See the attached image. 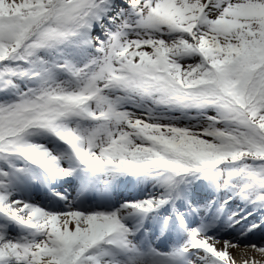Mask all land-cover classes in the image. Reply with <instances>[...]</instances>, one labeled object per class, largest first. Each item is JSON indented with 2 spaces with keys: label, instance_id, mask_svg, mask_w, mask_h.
<instances>
[{
  "label": "snow or ice",
  "instance_id": "obj_1",
  "mask_svg": "<svg viewBox=\"0 0 264 264\" xmlns=\"http://www.w3.org/2000/svg\"><path fill=\"white\" fill-rule=\"evenodd\" d=\"M254 236L264 0H0V264H235Z\"/></svg>",
  "mask_w": 264,
  "mask_h": 264
},
{
  "label": "bare ground",
  "instance_id": "obj_2",
  "mask_svg": "<svg viewBox=\"0 0 264 264\" xmlns=\"http://www.w3.org/2000/svg\"><path fill=\"white\" fill-rule=\"evenodd\" d=\"M251 242L260 244L264 241L261 240L260 236H254L251 238ZM241 243L243 244L245 241H241ZM231 251L235 264H245L246 261H249V264L253 261L255 264H264V256L250 249L237 248Z\"/></svg>",
  "mask_w": 264,
  "mask_h": 264
}]
</instances>
